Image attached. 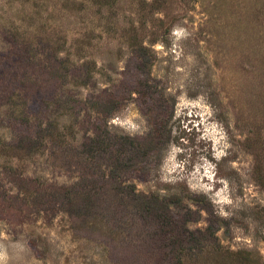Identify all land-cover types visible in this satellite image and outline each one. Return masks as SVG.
<instances>
[{"label": "rangeland", "instance_id": "1", "mask_svg": "<svg viewBox=\"0 0 264 264\" xmlns=\"http://www.w3.org/2000/svg\"><path fill=\"white\" fill-rule=\"evenodd\" d=\"M238 251L264 264V0H0V264Z\"/></svg>", "mask_w": 264, "mask_h": 264}, {"label": "trees", "instance_id": "2", "mask_svg": "<svg viewBox=\"0 0 264 264\" xmlns=\"http://www.w3.org/2000/svg\"><path fill=\"white\" fill-rule=\"evenodd\" d=\"M236 255V260L238 261L239 264H251V259H250V254L247 252H236L234 253Z\"/></svg>", "mask_w": 264, "mask_h": 264}]
</instances>
